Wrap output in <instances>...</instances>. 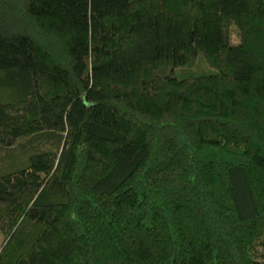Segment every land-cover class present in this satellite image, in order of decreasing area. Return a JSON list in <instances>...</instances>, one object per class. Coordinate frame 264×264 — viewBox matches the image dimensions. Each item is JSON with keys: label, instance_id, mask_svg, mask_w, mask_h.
Returning <instances> with one entry per match:
<instances>
[{"label": "trees", "instance_id": "16d2710c", "mask_svg": "<svg viewBox=\"0 0 264 264\" xmlns=\"http://www.w3.org/2000/svg\"><path fill=\"white\" fill-rule=\"evenodd\" d=\"M0 232V264H264V0H0Z\"/></svg>", "mask_w": 264, "mask_h": 264}, {"label": "rangeland", "instance_id": "374dc122", "mask_svg": "<svg viewBox=\"0 0 264 264\" xmlns=\"http://www.w3.org/2000/svg\"><path fill=\"white\" fill-rule=\"evenodd\" d=\"M5 93V92H4ZM3 234L0 232V249H1V246H2V243H3Z\"/></svg>", "mask_w": 264, "mask_h": 264}]
</instances>
